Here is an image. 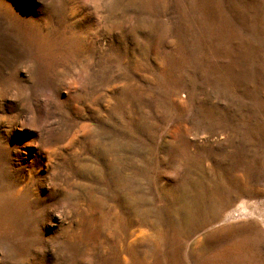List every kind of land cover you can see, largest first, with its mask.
<instances>
[{
    "label": "rangeland",
    "instance_id": "obj_1",
    "mask_svg": "<svg viewBox=\"0 0 264 264\" xmlns=\"http://www.w3.org/2000/svg\"><path fill=\"white\" fill-rule=\"evenodd\" d=\"M0 264H264V0H0Z\"/></svg>",
    "mask_w": 264,
    "mask_h": 264
}]
</instances>
